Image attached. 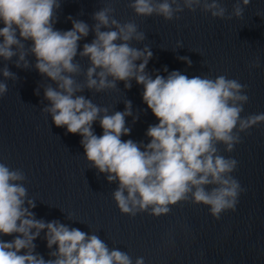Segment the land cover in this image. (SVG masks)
I'll list each match as a JSON object with an SVG mask.
<instances>
[{
	"label": "clouds",
	"instance_id": "obj_1",
	"mask_svg": "<svg viewBox=\"0 0 264 264\" xmlns=\"http://www.w3.org/2000/svg\"><path fill=\"white\" fill-rule=\"evenodd\" d=\"M250 2L239 0L230 15L220 0H132L129 7L137 16L157 15L166 21L179 19L185 9L231 20L241 18ZM112 3L105 0V6L93 13L91 28L69 16L72 28L61 31L54 28L61 0H0V58L12 61L18 57L17 68L34 67L55 83L56 87H43L49 104L41 111L51 116L55 126L79 134L90 167L106 174L109 183L118 181L112 196L122 214L134 217L148 212L159 217L181 202L207 206L217 221L223 213L235 212L247 189L232 175L238 161L222 155L219 145L225 146V152H233L242 142L240 133L264 123V113L242 117L249 100L247 85L225 75L189 78L178 70L168 72L165 66L167 76L153 78L146 71L153 56L150 47L132 46L133 41L142 43L145 33L133 21L115 19ZM90 30L95 38L78 52L79 41ZM27 41H32L30 47H26ZM177 44L183 47L182 42ZM29 54L35 57L34 65L26 59ZM77 55L88 58L86 70L75 60ZM178 59L191 67L188 57ZM250 67H260L259 58ZM0 73L5 80L18 79L7 65ZM81 74L83 83L77 80ZM133 80L143 86V102L159 121L148 127L147 144L121 139L131 132L125 119L133 116L131 101L124 102L123 112L109 113L107 107L78 95L85 89L94 93L114 90L118 81L131 89ZM7 91V84L0 82V97ZM35 94H40V87ZM138 119L133 116V123ZM97 121L103 129L99 136L93 129ZM25 180L22 170L0 162V235L16 234L11 241L0 240V264H133L128 253L110 249L96 233L89 235L58 220L36 219L31 211L36 204L28 197ZM42 231L48 249L56 246L49 252L54 259L45 260L35 253L34 241ZM135 264H145L144 258H136Z\"/></svg>",
	"mask_w": 264,
	"mask_h": 264
}]
</instances>
